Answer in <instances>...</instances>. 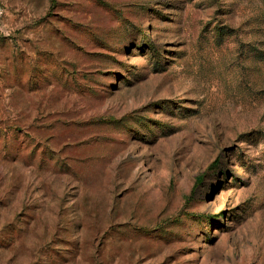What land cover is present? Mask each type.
<instances>
[{
	"label": "rangeland",
	"instance_id": "rangeland-1",
	"mask_svg": "<svg viewBox=\"0 0 264 264\" xmlns=\"http://www.w3.org/2000/svg\"><path fill=\"white\" fill-rule=\"evenodd\" d=\"M0 264H264V0H0Z\"/></svg>",
	"mask_w": 264,
	"mask_h": 264
}]
</instances>
